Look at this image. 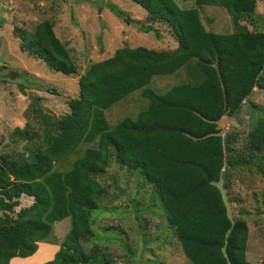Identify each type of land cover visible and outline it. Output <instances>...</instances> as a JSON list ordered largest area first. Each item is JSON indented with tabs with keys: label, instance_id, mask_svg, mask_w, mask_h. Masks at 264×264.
I'll list each match as a JSON object with an SVG mask.
<instances>
[{
	"label": "trees",
	"instance_id": "obj_1",
	"mask_svg": "<svg viewBox=\"0 0 264 264\" xmlns=\"http://www.w3.org/2000/svg\"><path fill=\"white\" fill-rule=\"evenodd\" d=\"M130 1L151 22L164 23L177 47L117 49L79 77L78 97L69 101L68 113L47 121L40 142L28 124L14 129L11 142L25 146L24 152L0 154V264L34 254L38 243L50 240L54 224L66 218L70 229L54 258L43 264H109L97 245L87 248L83 243L91 237L90 213L98 208L103 191L94 175L106 170L111 155L154 187L191 264H252L246 259L247 224L230 219L216 183L225 164L245 162H226L218 122L235 116L253 89L262 85L264 31L239 24L254 13L256 1L192 0L198 7L225 9L235 27L230 34L207 31L197 7L182 9L174 0ZM114 13L130 22L123 11ZM143 31L153 28L144 26ZM17 36L21 51L50 70L77 72L48 20L32 32L17 30ZM181 70L187 77L183 83L161 94L148 88L154 76ZM138 90L147 106L110 127L104 111ZM252 129L245 150L264 160V108ZM81 144L91 146L68 170L59 171L56 165L78 153ZM22 195L32 197L33 203L13 217ZM41 247L30 260L12 264L39 263L44 260Z\"/></svg>",
	"mask_w": 264,
	"mask_h": 264
},
{
	"label": "rangeland",
	"instance_id": "obj_2",
	"mask_svg": "<svg viewBox=\"0 0 264 264\" xmlns=\"http://www.w3.org/2000/svg\"><path fill=\"white\" fill-rule=\"evenodd\" d=\"M174 1L182 9L197 7L207 31L230 34L235 30L231 16L221 7ZM255 1L254 13L239 24L250 31H264V0ZM115 9L123 11L130 22L118 17ZM45 20L68 51L76 73L54 72L39 58L21 51L17 30L32 32ZM149 25L153 31L144 32L143 27ZM123 47L169 51L177 43L164 23L151 22L130 0H0V154L24 152V142L14 144L10 138L15 128L26 124L40 142L47 121L68 113L69 101L78 97L79 77L93 63ZM186 80L181 70L154 76L148 88L161 94ZM260 83L235 116H223L218 122L226 162L245 159L236 165L225 164L216 185L230 219L247 224L246 259L252 264L264 258V160L251 157L245 145L264 108V72ZM147 104L138 90L105 110L104 117L113 127L123 118H134ZM88 146L79 145L78 153L56 168L68 170ZM94 178L103 191L98 208L90 213L91 237L83 243L87 248L97 245L109 257V264H191L168 225L158 193L138 172L127 170L111 155L106 170ZM16 202L10 214L13 217L21 208L29 207L33 198L22 195ZM70 226L69 218L55 223L49 241L60 245ZM46 248L41 247L44 259L50 256Z\"/></svg>",
	"mask_w": 264,
	"mask_h": 264
},
{
	"label": "crops",
	"instance_id": "obj_3",
	"mask_svg": "<svg viewBox=\"0 0 264 264\" xmlns=\"http://www.w3.org/2000/svg\"><path fill=\"white\" fill-rule=\"evenodd\" d=\"M43 245L45 247H47L46 249H44L45 252H49V257H46V259L40 261L39 263L37 264H43L45 262H48V261H51L53 258H54V255L56 254V252L59 250V244L55 241H47V242H40L38 243V247H37V250L35 251L34 254H32L31 256H28V257H25V258H21V257H13L10 261H9V264H12V261L14 260H19V261H28L30 260L32 257H34L36 255V253L38 252L39 250V247ZM59 245V246H58Z\"/></svg>",
	"mask_w": 264,
	"mask_h": 264
}]
</instances>
